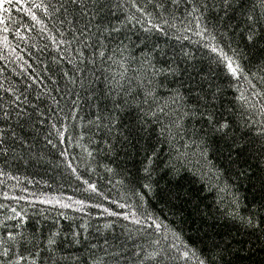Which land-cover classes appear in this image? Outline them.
I'll return each instance as SVG.
<instances>
[{
	"label": "trees",
	"instance_id": "trees-1",
	"mask_svg": "<svg viewBox=\"0 0 264 264\" xmlns=\"http://www.w3.org/2000/svg\"><path fill=\"white\" fill-rule=\"evenodd\" d=\"M9 7L0 259L140 264L167 234L166 248L190 245L208 264H264L262 0ZM213 46L239 62L238 77ZM176 255L168 264H185Z\"/></svg>",
	"mask_w": 264,
	"mask_h": 264
},
{
	"label": "snow or ice",
	"instance_id": "snow-or-ice-1",
	"mask_svg": "<svg viewBox=\"0 0 264 264\" xmlns=\"http://www.w3.org/2000/svg\"><path fill=\"white\" fill-rule=\"evenodd\" d=\"M14 2V0H0V11H2L3 13H7L10 10V5ZM231 2V0H224L225 5L229 4ZM71 3L73 4H82L83 0H71ZM262 3H264V0H262ZM36 8H41L43 7L42 4H35ZM45 12H47V9H44ZM32 19L33 20H37V17L35 16V14H32ZM249 19L251 20L252 17H249ZM38 23H40V21L37 20ZM5 23L4 17L2 15H0V24ZM4 31L7 32L8 29L7 27L4 28ZM248 40H252L253 36L249 35L247 37ZM61 43H63V41H61ZM211 51L214 53L218 54V57L222 60V62L226 65L228 71L230 72V74L233 77H238L240 75V73L243 72V69L241 68L239 62L235 59H233V57H230L228 55L227 52H224L222 49H218L217 47L213 46L211 48ZM0 87H2V85H0ZM17 100H19V97H16ZM4 116H7V112L4 113ZM221 127H227L226 124L221 125ZM3 131L0 130V144H3ZM94 189V185L90 186ZM50 202V201H48ZM63 206H67V205H63ZM121 207H124V205H121ZM13 211H15L13 209ZM112 215H116V213H112ZM133 217L136 216V213L133 212L132 213ZM125 219H128V215H125L124 217ZM134 223L136 224H141L142 221L139 218L134 219ZM247 224L249 226H255L252 224V221L249 219L247 221ZM148 228H154L156 230L157 233H160L161 229L164 228L165 226L161 223H157L155 221H153L150 224H147ZM175 235V234H174ZM177 239H179V237H176ZM8 239L14 241L15 240V236H13L11 233L8 234ZM162 241L167 242L168 241V236L167 234H164L162 236H160L157 239H154L151 241V244L154 246L152 251H146L144 254L143 259L141 260L140 264H143V260H150V261H154L156 262V264H168L169 260H176L177 259V253L178 255V259L180 261L185 262V264H191V262L193 260L196 261V264H208L207 258H203L201 257V255L198 253V251L194 248H192L190 245L184 244L183 245V249H181L175 242H170L168 243L167 248L165 247V244L162 243ZM54 243V240H49V244ZM0 244H2V240H0ZM9 253V249L8 248H4L3 251H0V257H7ZM137 256L140 255L139 252L135 253ZM25 257L21 256L18 257L16 260L14 261H10L9 264H20L21 260H24ZM0 264H5V261L3 259H0Z\"/></svg>",
	"mask_w": 264,
	"mask_h": 264
}]
</instances>
